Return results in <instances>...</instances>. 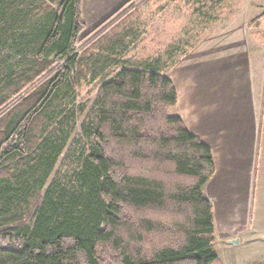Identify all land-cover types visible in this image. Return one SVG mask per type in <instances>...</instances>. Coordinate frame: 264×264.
<instances>
[{
	"label": "trees",
	"instance_id": "trees-1",
	"mask_svg": "<svg viewBox=\"0 0 264 264\" xmlns=\"http://www.w3.org/2000/svg\"><path fill=\"white\" fill-rule=\"evenodd\" d=\"M82 2L0 0V264H223L212 150L170 112L173 80L95 54L119 48L132 0L85 44Z\"/></svg>",
	"mask_w": 264,
	"mask_h": 264
},
{
	"label": "crops",
	"instance_id": "crops-1",
	"mask_svg": "<svg viewBox=\"0 0 264 264\" xmlns=\"http://www.w3.org/2000/svg\"><path fill=\"white\" fill-rule=\"evenodd\" d=\"M97 1L102 2L100 12L107 10L110 14L129 0H109L113 6L105 0ZM220 1L223 4L220 20L212 17L204 29L218 31L220 27L224 30L242 24L245 33L239 38L241 43L230 49L223 44L227 53L211 64L210 61L191 64L196 61L190 56L176 65L173 82L178 101L173 110L212 150L215 172L204 192L213 204L215 237L217 224L228 227L227 236H243L247 230L257 231V225L264 219V186L262 193L260 186L264 171V3ZM85 3L87 0L82 2V15ZM252 17L256 20L252 21ZM191 67L198 70L191 71ZM251 208L258 209L257 213L251 215ZM241 209L251 220L246 227L237 225Z\"/></svg>",
	"mask_w": 264,
	"mask_h": 264
},
{
	"label": "rangeland",
	"instance_id": "rangeland-1",
	"mask_svg": "<svg viewBox=\"0 0 264 264\" xmlns=\"http://www.w3.org/2000/svg\"><path fill=\"white\" fill-rule=\"evenodd\" d=\"M105 1L113 6V1ZM261 1L264 3V0ZM101 3L97 0H87V3H85L82 18L86 28L80 36L84 38L83 44L89 42L100 31L112 24L121 14L113 16L115 11L110 14L107 10H105L106 12L104 10L100 12L99 6ZM221 3L222 1L220 0H132L123 9V11H126L134 7L135 12H133L130 19L131 23L122 22L113 29L116 34L128 26L127 36L122 39L119 48L114 51L108 50V52L96 50L95 54L102 58L108 54L118 60V62L124 59H146L151 62H157V64L159 62L162 64L163 74L175 82V70L178 67L175 70L174 67L188 60L186 58L190 56L193 58L194 56L196 62H191L194 65L198 61H201L202 64H208L210 61L211 64V61L225 56L223 53H227L228 48L230 49L233 45L241 43L239 38L245 33V28L242 27V24L239 27L236 25L234 28L224 30H221L220 27L218 31H215V29H204L212 17L220 20L221 17L219 15L221 16L223 8ZM237 3L242 4V2L236 1ZM108 19L110 20L107 24L103 25ZM251 19L255 21L256 17ZM87 34L89 35L86 37ZM115 34L110 31L108 36L112 37ZM109 38H106V44ZM223 44L228 48L224 47ZM116 67L112 65L113 70L117 69ZM194 68L191 67L189 70L192 71ZM195 70L198 69L195 68ZM177 74V82H179L180 73L177 72ZM99 86V79L91 80L90 76L89 81L84 83L79 89L77 102L87 104L88 107L92 106ZM170 112L172 114L176 113L173 109ZM260 186L262 193L264 171L261 172ZM41 196L42 194L33 198L31 211L26 219L32 215L34 209L40 203ZM251 210V215L258 211V209L253 210L252 208ZM237 215L238 227H246L247 223H250L251 220L245 210L241 209ZM216 228L217 234L214 248L223 264H264V219L257 225V231L247 230L243 233V236H240V234L239 236H227V233H229L228 227L223 228L217 224ZM233 237L235 238L232 239ZM236 239L240 242L231 243Z\"/></svg>",
	"mask_w": 264,
	"mask_h": 264
},
{
	"label": "water",
	"instance_id": "water-1",
	"mask_svg": "<svg viewBox=\"0 0 264 264\" xmlns=\"http://www.w3.org/2000/svg\"><path fill=\"white\" fill-rule=\"evenodd\" d=\"M232 242H233V243H239V240L236 239V240H233Z\"/></svg>",
	"mask_w": 264,
	"mask_h": 264
}]
</instances>
